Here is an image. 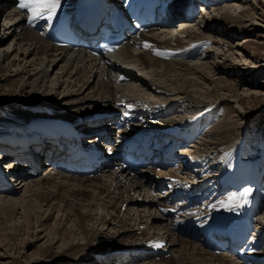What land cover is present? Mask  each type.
Instances as JSON below:
<instances>
[{"label":"bare ground","instance_id":"1","mask_svg":"<svg viewBox=\"0 0 264 264\" xmlns=\"http://www.w3.org/2000/svg\"><path fill=\"white\" fill-rule=\"evenodd\" d=\"M80 1L81 0H61L57 14L51 20L37 19L31 24L28 22L27 10H21L18 7V4L13 6V0L0 1L2 2V5L8 7V12L6 14L7 22L4 23L5 30L7 32L12 31V34L15 35V37H18L19 40L17 43L21 45V53H27L28 55L34 53L38 55V52L42 50V52L49 54H47L45 57L37 56V58H40V61L38 62L32 60L29 65L37 64V66H33V69H36V71H32L31 67L28 68L25 64L21 63L22 61L16 64L15 60H13V62L6 64L10 54L9 49L7 48V52L3 54L0 52L1 81L10 80V64H13L17 66V68H15L14 75H20V80L24 78L25 74H29V78L35 76L36 79L34 81L37 82L39 80L37 83L38 85L46 79L49 67L53 65L56 66L58 63L65 61L66 64L61 68L66 67V65H70L69 69L66 70V74L68 76L70 75L72 79L74 76L78 78L77 75H81V71L85 69L88 70L86 73L84 72L86 74L84 82L83 79L80 80L83 83L80 85V87H78L79 91L84 86V89H86L88 86L92 87L94 85H91L92 77L94 79V77L98 76L99 86H97L101 92L100 93L96 91L98 94L95 96L91 95L88 100L86 96L81 98L78 97L76 101L80 100L82 101V104L76 107L73 112L71 110L69 114L61 116L56 114V111L54 110L55 108L53 107V104H51V101L56 99V97H52V95L48 96V94L39 92L38 89H36L34 91L36 97L25 103V111L22 110L17 112L16 116L13 113L15 118L18 119L17 124L19 125L15 126L16 128H9L8 131H6V134L0 135V143L7 144L3 146L4 148L0 147V162H3L6 157H11L7 163L12 167V170L8 176L6 173H0V191H6V194H16L17 192H20L22 187L25 185L24 190L26 194L24 196H28L26 199L27 203L29 204L31 202L32 196H36L37 201L39 200L41 203L45 201V204L48 205L47 207L50 209L49 211L57 206V201L55 204L53 203L55 202L53 199L60 198L59 202L61 203L62 201V204L64 205L63 207L60 206L57 210L58 212L61 210L62 216H65L63 219L60 216V218H57V220L53 223V234H51V236L53 235L52 238L55 236V233H57L58 236V233H60V230L64 227L65 231L61 232L64 236L66 234L76 232L73 224L67 225L68 220L71 219L69 212L70 207L73 208L72 213L74 211L75 219L71 221L74 224H77L81 229L80 233L83 235H81V237L84 242H79L78 240L76 242L75 240H72L67 245L61 246L63 247L61 250H59V263L61 264L66 260L73 264L82 262L83 260H85V264H96L94 263V259L98 260L97 263L100 262L102 264L109 263L111 259L113 260L111 261L114 262V264L117 261L129 262L132 260V258H135V260L138 261L147 257L142 251L143 248H149L158 245L160 247H167V251L179 252L177 253V256H173L169 259L168 257L161 258L162 261L160 264H241L240 261L244 260L242 257H251L250 259L255 260L257 264H264V255H262L260 252L245 253L241 251L237 254H234L226 251L225 253L221 252V254H216L215 252L210 251L200 238V235H205L206 233H215L217 235H221L223 232L228 230L232 220L239 216V214L245 212V214L249 215L250 219L256 224V226H259V232L261 234L260 240H264V213H261V209L264 207V191L261 188L260 182L261 178H263L262 172L264 174V156L257 161H250L248 158L244 157L247 154V143L242 142L240 146H234L233 143L232 147L230 144V146L228 145V148H222L225 150V152H222L221 155H214V157L219 160L218 165L215 167L217 168V171L221 169L220 165H222L223 168L218 172L217 175L216 173H213L210 178L205 180V175L210 176L211 172L215 170L212 168L214 165L207 166V160L209 157L213 158L212 153L214 154L216 152L217 155V153L220 151L219 147L221 144H223L221 138H223L224 135L221 133L220 138H212L210 136V133L214 132V129L208 130V132L206 130L205 135L209 136V139H207L208 144H193L195 146L193 152H191L192 149L188 148L189 150H187L185 153L190 151L193 154H189V156L191 155V158H187V162L184 166L177 164L176 167H169L167 169H142L143 171L140 174H135L133 176L130 173H127V170L115 169L112 167L109 168L110 173L107 174L108 177H111L110 179L102 178V175L94 177L86 175L76 176L72 173L54 172V170H51V165L45 167V170H47L46 173L49 174L48 176L46 174V176L43 177H35V174L37 173L34 172L30 167V162H40L42 165V160H44L45 155L55 152L58 149H55L52 146H49V149L44 147L46 143L50 144L51 141L50 136L44 133L50 130L53 133L59 134L60 131L55 128V126L61 125L63 122H71L73 124L79 125L83 124L98 128L103 127L105 128L106 133L112 134L111 131L116 129V123L114 120L117 119L122 113V121H124L122 122V134H130L133 132V130H135V128H143L145 130H149L148 132L157 133H159L160 130H165L166 134L170 135V138L175 137L178 133H180V136L184 139L195 137L197 135L199 136V134H201V128L197 127L194 123V121H197L196 119H193V117L186 118L188 117V114L184 113L183 115H180L178 112H176L174 116H170L176 109L177 105L178 110L181 108L185 109L190 107L191 109L193 108L195 110L202 111V109L204 110L206 108L209 112L212 108L219 106V103L216 102L218 99H220V102L228 101V98L224 95V92H222V94L219 93V91L222 89L230 91V94L228 95L234 97V100L238 99L241 102L246 96H239L238 87L236 84H231L230 82L228 84H224L223 82L226 80L224 76H221L214 80L216 88L213 87L212 92L207 93L205 99L194 100L193 96L188 94L187 88L174 86L173 91H169L171 89L164 90L163 87L158 86L152 81L149 82L147 79L141 77L136 68L144 69L150 67L151 70L152 66H161L166 64L168 66L166 69L168 68L167 70H169V66L175 67L176 64H180V67L185 66L183 67L184 69H192L194 72L201 73L203 77L209 78L211 67H214V65L211 66L210 60L201 61L198 62L199 64L196 63L193 65L186 61V58L191 59L197 54H201L200 56L198 55L200 58L208 57L209 50L207 51V49H212L210 48V46H213L212 43H220L218 38L216 40L210 34L211 32L217 31L219 34H228L229 36L234 35L232 34L234 30L233 28H230V24H237V22H241L243 24L242 26H245V16H249V19L253 20L255 19L257 12L255 10L252 12V8L247 9L246 6L236 4L215 7V12L211 13V18L208 12L206 17L205 15L203 16V19L201 17L199 18V21L197 22L199 23V30L197 32L196 29H192L189 26V20L191 19L190 15L193 12V0H182L173 6L168 5L167 7H164L163 18L168 17V23H159L158 26L151 27L148 32L143 31L138 35H134L132 38L128 39L118 51L105 54L102 56L103 58L99 57V59H97L82 52L80 49L74 50L70 49L68 46H55V44L51 43L45 38L47 32H45L44 35V33L38 32L35 29V24L39 20L45 22L46 26L48 27L51 22H55L61 15L67 13L72 8H76ZM162 1L165 2V0ZM186 6H188V8ZM176 19L184 20L180 22H184L185 25L182 27L181 31L178 32L176 38L172 40L173 37H170L169 28L170 26L174 28L172 24ZM160 27L163 28L160 32L155 31L156 29H160ZM228 29H231V34H229L230 31H228ZM207 30L212 31L207 32ZM225 37L227 38V36ZM3 40L4 38L1 36L0 41ZM41 40H44L45 43H41ZM146 44L151 45L152 47H146ZM202 46L204 48L207 47L206 51L203 49V51L201 50L200 52V48ZM219 48L220 45L216 47V49H218L217 52L219 53L222 51L221 53L225 54V57L228 58L229 54L227 55L226 51H223L224 47H221V50ZM157 51L164 53V55H156L155 53ZM122 52L125 54V57H128V59L126 58L127 60H124L122 58L124 61L120 62L116 57ZM134 56H137V62L135 60L133 64L134 66H130L131 61L133 60L132 57ZM130 57L131 59H129ZM235 63L238 64V62ZM21 64L23 65L21 66ZM237 64H235L234 69H230V71H238ZM257 65H261V63ZM194 67L196 69H194ZM160 72L161 71L157 70V68H153V71L151 70L150 74H159ZM155 77H157V75ZM113 78L114 80L120 78L133 80L134 82L131 83L132 85L137 84L144 87L146 90H151L149 95L152 92H154V95L156 93L159 95L160 93L166 94V92L169 91V93H171L173 96L161 99L167 103L162 104L161 102V104H156L155 102L160 103V101H158V99L157 101H154L153 99L148 101L149 95H147V97L145 95L142 96L143 94L138 92L137 95H134L135 93L131 94V92L134 90L133 86V88L130 89V93L128 92L129 94L122 91L124 88L122 90L119 89L121 85L128 84H116L114 81H112ZM242 81L245 80H241V82ZM248 82L253 84L252 80ZM1 83L2 82H0V85ZM26 83V81L23 82L21 89L24 90ZM95 83L97 84V82ZM246 84H248L247 82L244 83V85L248 87H243V90H247V92H249L251 88ZM137 85L136 87L139 89ZM172 87L173 86H171V88ZM255 91L257 92L256 89ZM73 92L74 90L70 88L65 93V97H68ZM146 92H148V90L145 91L144 94ZM256 92L253 90L250 95L256 96ZM242 93L244 94V92ZM0 95H5L3 85L0 86ZM212 95L215 96V100H211V97H213ZM85 97L86 100H84ZM99 99L101 100L99 101ZM17 101V97H14L11 101L0 98V115L7 111V108L14 107L11 104H15L16 106L18 103ZM60 101L61 100H59V102ZM69 102L71 101L67 102L65 100L63 104L60 103L57 106H65ZM99 102H103L104 105H102V103L100 106ZM150 103H155V105L151 106ZM96 105H98V107H96ZM251 109L252 111L258 110L253 108ZM36 110H46V112L38 114L39 116L36 117ZM123 110L125 111L123 112ZM32 111L35 112V115L31 114ZM262 111H258L257 113L253 111L250 113L247 119V127H249L251 120L259 119V116L264 113V108ZM200 117H202V113ZM228 123L229 122L227 121V124ZM1 124L8 127L10 123L8 121H4ZM191 128H193L192 131H190ZM233 129H235L233 125L228 127V131H230V133H232ZM94 139L95 137H89L88 141ZM171 141L170 143L179 145L180 148L183 146V141L178 138L173 142ZM30 144L32 148L27 153L26 149L27 147H30ZM183 150L184 147H182L180 151L183 152ZM200 152L204 153L203 157L202 155L195 156ZM196 159H198V162H196ZM22 160L25 161L24 166H26V169H23L27 170L26 172H24V170L22 171L20 168L17 169L18 164L16 163L21 162ZM199 163H203V165L200 166ZM193 166L195 167L197 176L199 173H202L201 176H198L197 178L193 177L191 172L188 171L187 173V171H185V173L182 169L183 167L186 170ZM29 177L30 180L27 181ZM13 179L16 180V184L12 181ZM210 179L213 180V184H215V188L211 190V186H209L211 181ZM195 180L197 181L194 182ZM46 183L48 185L50 184L52 188H50L48 185L45 186L44 184ZM205 186L207 188H205ZM161 187L166 188V191L162 192L160 190ZM248 187H252L251 192L247 197H241L240 194L243 193L245 189H248ZM111 188L112 190H110ZM156 189L160 190L162 195H160L159 192L154 193ZM216 189L219 190L215 192ZM228 190H232V193L218 198L220 193H226ZM105 191H107V195L105 194ZM71 195L76 199H78V196L80 195H92L95 203H98L97 201L101 196H103V199L104 196H107L106 200H104V207L112 206L115 208L116 212L107 210L105 212L98 213L99 218L95 217L93 226L88 228L85 225L84 220L85 217L89 216L88 213L82 212L80 208L76 207L78 201L75 200V202H73L74 199L70 200L69 197ZM164 196L169 197V199L177 196L179 200L177 204L185 203L188 200L192 201L195 198H199L201 196H204L206 200L201 206L196 208L191 207L188 211L178 213L174 216H169V214L166 212L168 207H175L177 204L173 206L170 205L169 202H165ZM232 196H236V199L230 200L229 197ZM10 199L12 200V197ZM17 200V198H14L13 202L15 203ZM13 202L8 205L0 201V217H9L14 213L16 205H14ZM192 202L193 205L196 204L194 201ZM249 204L252 206L251 211H246L245 209ZM123 206L125 207V209L123 208L124 211L117 209H122ZM132 210H135L133 212V216L131 214ZM107 215H110V217L107 218ZM33 216L31 214L27 215V217H25L27 220L25 221L26 223L20 222L19 226L16 225V228L20 233L22 230L27 232L26 226H29L28 232L30 231V226L31 224L33 225ZM49 216L50 212L45 216L43 215L42 211H39L37 214H35L34 219L35 222L38 223L37 225L44 226V230L48 228L49 222L46 220ZM111 218H114V220L120 218V220L116 222L117 225H114L113 223L115 222L111 221ZM91 219H93V216H91ZM97 219L98 224L101 223V230L100 227L94 225ZM61 222L64 224L60 229L59 223ZM111 223L113 225L110 227V232L108 233L107 231V233L104 234V230L106 228L108 229V226L104 228V225H111ZM57 224L58 226L56 227ZM141 225H144L145 228H140ZM188 225H191V229L186 235H189L191 238L202 243L208 250L199 249L197 248L199 246L198 243H193V241L189 238H182L179 236L180 234H178L179 229L177 226H184V228H186ZM150 228L157 229H152L153 232H151L152 230ZM182 231H186V229H183ZM195 231L199 234L197 235ZM2 232L3 231L0 230V254L4 258L5 256L10 255V253H7L14 248V243L17 244L18 241L16 240L17 243L15 239L12 242L9 239L8 241H4L6 238H8V236L9 238H14L15 236L13 233L2 234ZM49 233H51V231ZM33 235H35V240L29 238L26 240L21 239L19 244L20 242L22 244H20L19 248H21L23 245L29 246L33 243V241L41 238L39 232L33 233ZM116 237L120 238L119 240L123 245H121V247L119 246L110 248L108 251L106 250L107 252H105V250H101L102 247L100 246V242H96L98 239H105L112 243ZM105 242L106 241H104V243ZM43 246L44 245L38 247V253L44 251V253L49 254L52 252L49 250V247L44 249ZM197 254L200 255V258H195ZM150 261L151 263L155 262L154 259L149 260V262ZM136 264H145V262H139Z\"/></svg>","mask_w":264,"mask_h":264},{"label":"rangeland","instance_id":"2","mask_svg":"<svg viewBox=\"0 0 264 264\" xmlns=\"http://www.w3.org/2000/svg\"><path fill=\"white\" fill-rule=\"evenodd\" d=\"M199 1H198V3H196L197 8L199 7ZM216 1L217 0H215V2L214 1L211 2L210 0H208L207 4L200 6V9H202V10H200L198 12V14H196L195 17H194V7H193V10H192L193 12L190 15L191 19L189 20L190 21V23H189L190 28L196 29V31L198 32L199 23H197V22L199 21V18L201 17L203 19V16L205 15V17H206L208 14L210 15V18H211V16H212L211 13L215 12V7H221L222 5L225 6L228 4H233V5L236 4V5L246 6L247 9L252 8L251 11L253 12L255 10L257 13H256L255 19H253V20H250L249 16H245V18H246V20L244 22L246 24L245 26H242L243 24L241 22L240 23L237 22V24H234V23L230 24V28H233V30H234L232 33L234 35L229 36L228 34H225V35L222 33L219 34V32H217V31L211 32L210 34L216 40L218 38L220 40V43H217V42L212 43L213 46H210V48H212V49H209V48L207 49V51L209 50L208 57L200 58L199 56L201 54H197L195 57H193L191 59H188V58H186L187 60L185 59L186 61H188L189 63H191L193 65L198 63V62H201V61L210 60L211 66L214 65L213 68L211 67V73L209 74L210 79L203 77L201 75V73L194 72V70H192V69L191 70L189 69L190 71L188 69H184L183 67H185V66L180 67L179 66L180 64H176L175 67L169 66V70H167L168 68L166 69V67H168L166 64H163L161 66H152L151 67L152 71H153V68L154 69L157 68V70L161 71L159 74L154 73L152 75L150 74V72H151L150 67L144 68V69H140V68L137 69L136 68L137 72L140 73L141 77H143L144 79H147V81H149V82L152 81L155 84H157L158 86L163 87L164 90L165 89L166 90L171 89L169 91H173L174 86L187 88L188 94L192 95L194 100L205 99L206 94L209 92H212L213 87L216 88L214 80L216 78L221 77V76H224V78L226 80L225 82H223L224 84H228L229 82L231 84H236V86L238 87L239 96H243V95L246 96L243 101L240 102L238 99H236L237 100L236 101V100H234L235 99L234 97H231L230 95H228V94H230V91H228L226 89H224V90L222 89L219 91V93L222 94V92H224V95L227 96L228 101L220 102V99H218V100L216 99L217 100L216 102L219 103V106L216 108L215 107L212 108L209 112L207 111L206 108L204 110L202 109V111H198V110H195L193 108L191 109L190 107L185 108V109L181 108L178 110V105H177V107L175 109L176 111L174 110V112L170 115L172 117L176 114V112H178L180 115L181 114L183 115L184 113L188 114V117H186V118L193 117V119L197 120V121H194L196 126L201 128V132H200L201 134H199V136L198 135L195 136V138L192 141H190L187 145L184 146V150H183L184 152H186L189 149H192L191 152H193V150L195 149V146L193 144H195V143L197 145L205 144V143L208 144L207 139H209V136L205 135L206 130L208 132V130L214 129V132L210 133V136L212 138H215V137L220 138L221 134L224 135V137L221 138V140L223 141V144H221V146L219 147L220 151L219 152L217 151L218 152L217 155H216V152L214 154L212 153L213 158L209 157V159L207 160L208 161L207 166L214 165V166H212V168H214L215 170L211 172L210 176L205 175V178L211 177L213 173L214 174L216 173V175H217L218 172L223 168V166L220 165L221 169L219 171H217V168H215V167L218 165L219 160L216 157H214V155L215 156L221 155L222 152H225V150H223V149L228 148V145L230 146V144L232 147L233 145L234 146H240L242 142L247 143V148H246L247 154L244 157L248 158L250 161H253V160L257 161L258 159H260L261 157L264 156V113L259 116V119L251 120L249 127H247V119H248V116L250 115V113L253 111L255 113H257L258 111H262L264 108L263 107L264 106V0H256V1L255 0H218L217 2ZM245 1H247V2H245ZM13 2H14L13 6H16L18 4V3L15 4V0H13ZM17 2H18V0H17ZM177 2H178V0H172L173 4H175ZM240 3H242L243 5ZM7 9H8V7L2 5V2H0V37L2 36L4 38L3 41H0V52L3 54L5 52H7V48L9 49L10 54H9L8 61H6V64L13 62V60H15L16 64L20 63V61H22L21 63L25 64L28 68L31 67L32 71H36V69H33V66H37V64L29 65V63L32 60H34L36 62L40 61V58H37V56L45 57V56H47L48 53H44V52H42V50L38 52V55H36L34 53H32L31 55H28L27 53L26 54L21 53V50H22L21 45L19 43H17L19 40L18 37H15V35L12 34V31L7 32L5 30L4 23L7 22L6 21L7 20L6 14L8 12ZM207 12H208V14H207ZM180 21H184V20L176 19L175 22L172 24L174 26V28L172 26H170V28H169L170 29L169 30L170 31V37L171 36L173 37L172 40H174L176 38L178 32L181 31L182 27L185 25L184 22L181 23ZM232 25L235 27H233ZM162 29L163 28L156 29V30L154 29V30L160 32ZM210 31H212V30H207V32H210ZM228 31H230L229 34H231V29H228ZM225 36H227V38ZM42 42L45 43L44 40L43 41L41 40V43ZM219 45H220V48L224 47L223 51H226L227 55L229 54L228 58L225 57V54L221 53L222 51H220L219 53L217 52L218 49H216V47ZM1 47H3V48H1ZM58 47H60V46H58ZM63 47H65V46H63ZM206 48L207 47L204 48L202 46V51H203V49H204V51H206ZM5 49H6V51H5ZM161 50H163V49H161ZM36 51H37V49H36ZM52 51H54V50H52ZM200 52H201V48H200ZM122 53H120L116 57L117 60H119L120 62L128 59V57H125V54L123 53V55H122ZM55 55H57V54H55ZM237 55H238V57H237ZM116 58H114V59H116ZM129 59H131V57ZM132 59L133 60L131 61L130 66H134L133 64H134L135 60L137 62V56L132 57ZM235 62H238V64ZM260 63H261V65H257ZM23 64H21V66ZM65 64H66V62L62 61V62L58 63V65H56V66L53 65L54 68H53V66L49 67V71H48L46 79L44 81H42L41 84H38V85H37V83L39 82V80L37 82H35L34 80L36 79V77L32 76L29 78L28 77L29 74H25L24 78L20 80V78H21L20 75H18V74L14 75L15 68H17V66L10 64V70H9L11 73L10 80H3V81L0 80V82H2L1 85H3V88L5 90V95H0V98H4L7 101H11V100H13L14 97H17L18 103L16 104L17 107L15 106V104H11L14 107L7 108L8 110L3 113L4 115L3 114L0 115V135L6 134V131H8L9 128H16L15 126L19 125V124H17L18 119H16L15 116H16L17 112L24 110V105L27 101H30L36 97V95L34 93V91L36 89H38L39 92L48 94V96L52 95V97H56V99H53L51 101V104H53V107L55 108L54 110L56 111V114H59L61 116L69 114V112L71 110L73 112L76 107H78L82 104V101H80V100L76 101V99L78 97L81 98L83 96H86L87 100H88V98L91 95L95 96L98 94V92H100L99 87H98L99 86L98 76L94 77V79L92 77V79H91L92 84L91 85L94 84L92 87H89L87 84L88 87L86 89H84L85 88V86H84L79 91L78 87H80V85L84 82V78H86L85 73L88 70L85 69V70L81 71L82 74L80 72L81 75H77L78 78H76V76H74L72 79V77L70 75L68 76L66 74V70L69 69L70 65H66L67 68L66 67L61 68ZM124 64H126V63H124ZM235 64H237L238 71H235V72H234V70L230 71V69H234ZM148 69H149V71H148ZM194 69H196V68L194 67ZM212 70L214 72L215 71L216 72L214 73ZM66 75L70 78H68ZM156 75H157V77H155ZM81 79H83V82L80 81ZM124 79L120 78V79L114 80V78H113L112 81H114L116 84H128V85H121V87L119 88L121 90L124 88V90H122V91H124L126 93H128V92L130 93V89H132L134 87L133 88L134 92L132 91L131 94L135 93L134 95H137V92H138V93H142L143 95L140 94L142 96L145 95L147 97V95H149L151 90L149 91V89H147L148 90V92H146L147 94L146 93L144 94V92L147 91L146 89H144V87L136 84L139 87V89H137L136 85L131 84L134 82L133 80H127V79L124 80ZM64 80H68V81H64ZM241 80H245V81L241 82ZM250 80L253 81V84L248 82ZM25 81L27 83L25 84V87L23 90V89H21V87L23 85V82H25ZM70 81H72V82H70ZM95 82H97V84ZM246 82L248 83L246 85H249V87L251 88V90H249V92H247V90H243V87H248V86L244 85V83H246ZM171 86H173V87L171 88ZM69 87L72 90H74V92L71 95H69L68 97H65V93L70 89ZM255 89L257 90V92L255 91ZM135 90H137V91H135ZM253 90H254V92H256V96L250 95ZM96 91H98V92H96ZM169 91L166 92V94L160 93L159 95L157 93L154 95V92H152L153 95L151 93L148 96V98H149L148 101H151L152 99L154 101H157V99H158V101H160V103L155 102L156 104H161V102H162V104L167 103L161 99L162 98L165 99L166 97L173 96V95H171V93H169ZM175 92H177V91H175ZM242 92H244V94ZM153 96H154V98H153ZM212 96L213 97H211V100H215V96L214 95H212ZM248 96H250V97H248ZM86 97L84 100H86ZM59 100H61V101L59 102ZM65 100L67 102L71 101L72 103L69 102L65 106H61V107L57 106L60 103L63 104L65 102ZM72 100H74V101H72ZM100 100L101 99H99V101ZM102 103L103 102H99V105L101 106ZM155 103H150V104H151V106H154ZM102 105H104V103ZM96 107H98V105H96ZM250 107L253 109H258V110L252 111V109ZM44 112H46V110H44V111L36 110V115H35L34 111H32L31 114H34L37 117V116H39L38 114H41ZM13 113L15 114V116ZM201 113H202V117H200ZM4 121H8L10 123L9 124L10 127L9 126L7 127V126L1 124ZM227 121L230 123V124L228 123L229 125L227 124ZM231 125H233L235 128V129H233L232 133H230V131H228V127L229 126L231 127ZM111 133L112 134L116 133V129L112 130ZM205 137H206V139H205ZM203 149H205V148H203ZM191 152L188 151L187 153L182 155V157L184 159L191 158L190 157L191 155L189 156V154H193ZM203 152H200L199 154H196L195 156L202 155V157H203V155H204ZM10 158L11 157H8V158L6 157L3 160V162H0L1 163L0 165L2 166V168L5 169V171H7L8 166H10L7 163V161ZM196 158H198V157H196ZM196 162H198V159H196ZM204 164H206V163H204ZM181 165H182V163H181ZM199 165L201 166V165H203V163H201V164L199 163ZM20 166L21 165L18 164L17 169L20 168L22 171L24 170L23 168L26 167V166H24V167H20ZM47 166H49V165H46L45 158H44V160H42V167H41L40 171L37 174H35V177L46 176L47 170H45V167H47ZM190 168L191 169L189 172H191L193 174V177L197 178L199 175H202L201 173H199L197 176L195 169H194L195 168L194 166L190 167ZM11 170H10V172H11ZM26 171L27 170H24V172H26ZM8 172H9V170H8ZM108 173H110V171H107L106 173L101 174L102 175L101 177L110 179L111 177L107 176ZM48 175L49 174H47V176ZM183 175H185V174H183ZM95 176H100V175H95ZM263 176H264V174H263ZM29 180H30V177L27 179V181H29ZM12 181L16 184L15 179H13ZM260 182H261V184H263L264 179L261 178ZM44 185L47 186L48 184L46 183ZM24 186L22 187L20 192H17L16 194H9V193L6 194V192L0 191V195H1L0 201L4 202L5 204L9 205L14 201V198L18 199L15 203L13 202V204L16 205V209H15L16 212L14 211V213L9 216L10 218L9 217H0V228H1L0 230L3 231L2 234L3 233H13L15 236L14 238H9V236H8V238H6L4 241H8V239L11 242L14 239H15V241L16 240L18 241V243L16 241L17 244L14 243V245H13L14 248L7 253V254L10 253V255L5 256L3 258L0 254V264H61V263H59V250H61V248H63L61 246L67 245L72 240H75L76 242H77V240L79 242L83 241V239L81 237L82 234L80 233L81 229L79 228V226L77 224H74L71 221V220L75 219L74 211L72 213L73 208L70 207L69 212H70L71 219L68 220L67 225L73 224V227L76 229L75 230L76 232L66 234L65 236L62 235L61 232L65 231V227L63 229H61V226H63V224H64V223L62 224V222H61V223H59V227L61 229L60 230L61 232L58 233L59 234L58 236H57V233H55V236L52 238L53 235L51 236V234H53V228H52L53 223L57 220V218L59 219L60 216L62 219L65 216V215L62 216L61 210L59 212L57 210L60 206L63 207L64 204H62V201H61V203L59 202L60 198H55V199H53V201H55L53 203L56 204V201H57V206L52 208L51 211H49L50 209L47 207L48 205L45 204V201L43 203H41L39 200L37 201L36 196H32L31 202L28 204L26 201L28 196L27 197L24 196L26 194L25 190H24ZM48 186L50 188H52L50 186V184ZM110 190H112V188ZM160 190L156 189L154 191V193L159 192V194L162 195ZM262 190L264 191V187L262 188ZM106 193H107V191H105V194ZM2 195H4V196H2ZM10 196L12 197V200L10 199L11 198ZM78 197L79 198L76 199L75 197H73L71 195L69 198H70V200L74 199L73 202H75V200H77L78 204H76V207L80 208V210L82 212L88 213L89 216L85 217V219H84L85 225L88 228L93 226V222L95 220V217L99 218L98 213L105 212L107 210L116 212L115 208H113L112 206L104 207V200H106L107 196H104V199H103V196H101L100 199L97 201L98 203H95V200L92 197V195H80ZM164 198H165V196H164ZM123 208L125 209L124 206L122 207V209H120V208H117V209L124 211ZM39 211L40 212L42 211L43 215H45V216L50 212V216L46 220L49 222L47 229L43 230L44 226L37 225L38 223L35 222V219H34L35 214H37ZM130 211H131V209H130ZM134 211L135 210H132V213H131L132 216H133ZM141 212H142V210H141ZM261 213L262 214L264 213V207L261 209ZM30 214L32 216L34 215L33 219H32L33 225L31 224L32 228L30 226V231L28 232L29 226H26L27 232L22 230L20 233L17 230L16 225L19 226L20 222L24 223L25 221H27L25 217H27V215H30ZM91 216H93V219H91ZM109 217H110V215H107V218H109ZM110 220L115 222V223H113L114 225H117L116 222L119 221L120 218H117L116 220H114V218H111ZM113 224L111 223V225L107 224V225H104L105 227L103 226L104 228H106L108 226V229L107 228H106L107 230L105 229L106 231L103 229L104 234L107 233V231H108V233L110 232V227H112ZM94 225H97L98 227H100L101 223L98 224V219H97ZM57 226H58V224L56 225V227ZM15 228H16V230H15ZM140 228H145V226L141 225ZM150 229L156 230L157 228H150ZM100 230H101V227H100ZM50 231H51V233H49ZM36 232H39L41 238L37 239L36 241H33V243L29 246L23 245L21 248H19L20 244H22L21 242L19 244V241H21V239L26 240L29 238V239L35 240V235H33V233H36ZM151 232H153V230ZM178 234H180L179 236H181L182 238H189L190 240L193 241V243H198L199 246L197 248H199V249H205V250L209 249V248L206 249V247H204V245L202 243L191 238L189 235H186L184 233H178ZM119 239L120 238L116 237L115 240L112 241V243L108 240H105V239H98V240H96V242H100L101 243L100 246L102 247L101 250H105V252H107L110 248L119 247V246L121 247V245H123ZM104 241H106V242L104 243ZM42 245H44L43 246L44 249H46V247L47 248L49 247V250H51L52 252L49 254L44 253V251L41 252L42 254L38 253L37 252L38 247L42 246ZM209 250L214 252L211 249H209ZM112 251H113V249H112ZM0 252H1V249H0ZM177 253H179V252L169 251L168 253L165 254V256H161L160 258H159V256H154V257L150 256L151 258H145L143 260H138V261H136L134 258L135 263L134 262L130 263V261L129 262L117 261L115 264H136L139 262L140 263L145 262V264H160V262L162 261L161 258L168 257V259H169L173 256H177L178 255ZM215 253L221 254V252L220 253L215 252ZM223 253H225V252H223ZM195 258H200V255L197 254L195 256ZM152 259H154V261H155L154 263H151V261L149 262V260H152ZM94 260H95L94 263L102 264L100 262L97 263L98 260H96V259H94ZM111 260L107 264H114V262H112L113 260L112 261ZM85 263H86L85 260H83L82 262H77L76 264H85ZM62 264H73V263L68 262L66 260Z\"/></svg>","mask_w":264,"mask_h":264},{"label":"snow or ice","instance_id":"3","mask_svg":"<svg viewBox=\"0 0 264 264\" xmlns=\"http://www.w3.org/2000/svg\"><path fill=\"white\" fill-rule=\"evenodd\" d=\"M60 4L61 0H19L18 7L21 10H27L28 22L31 24L37 19L51 20L57 14ZM145 46L152 47L147 44ZM155 54L164 55L160 51H157ZM250 192L251 189H245L240 196L247 197ZM229 199H236V196L229 197Z\"/></svg>","mask_w":264,"mask_h":264}]
</instances>
